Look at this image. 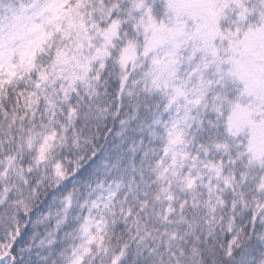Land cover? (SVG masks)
<instances>
[{"label":"snow or ice","instance_id":"snow-or-ice-1","mask_svg":"<svg viewBox=\"0 0 264 264\" xmlns=\"http://www.w3.org/2000/svg\"><path fill=\"white\" fill-rule=\"evenodd\" d=\"M0 264H264V0H0Z\"/></svg>","mask_w":264,"mask_h":264}]
</instances>
